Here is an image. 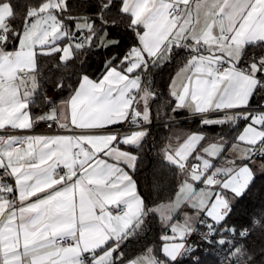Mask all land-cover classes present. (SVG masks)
<instances>
[{
	"label": "snow or ice",
	"instance_id": "1",
	"mask_svg": "<svg viewBox=\"0 0 264 264\" xmlns=\"http://www.w3.org/2000/svg\"><path fill=\"white\" fill-rule=\"evenodd\" d=\"M3 2L4 0H0V3ZM189 3L190 0H170V2L168 0H155L151 7H146L142 0H121L119 11L124 14H130L129 27L136 33L139 43L132 46L125 53L119 65L112 66L108 61L106 63V72L98 82L88 76L81 77L78 87L74 90V94L69 100L73 118L80 116L84 120H103L104 123L100 126H113L131 118L139 126L140 130L129 133L124 137H118L113 134L109 137V140L112 144H116L114 142L119 139L120 144L137 145L148 132L147 128L140 126V122L142 121L144 124L150 123L149 99L154 98L156 93L150 90L149 87L145 88L141 96L145 104L144 111L141 112L138 108H133L134 100L129 97L139 92L143 85L140 74L133 75V73L142 66L146 69L149 61L161 60L165 52L166 56H168L173 45L180 46L181 42L178 41L188 31L189 26L194 23L192 11L187 7ZM248 4L249 0H223V3L219 5L213 2L206 6L204 15L212 17V20L199 37H192V45L189 47L195 50V46L203 42L208 46L211 55L205 56L201 53L190 57L184 68L177 73V77H181L183 74L178 90L176 77L173 78L172 83L169 85V95L175 99V107L172 109L173 113L182 108H194V111L198 113L243 108L249 104L255 89L264 84L257 78L258 72L264 73V56H260L254 62H251L247 69L237 67L244 48L243 37L247 33H253L252 44H255L256 33H260V39L264 41V0H253L251 8L248 7ZM111 5L112 0H104L103 3H99V10L95 17L101 24H109L108 20L104 18L103 12ZM181 5L184 7L182 8ZM8 6L11 8V0H8ZM225 7L230 10L225 12ZM170 8H174L175 11L170 13L168 11ZM245 9H247L246 14H244ZM68 12V0H42L38 7H31L27 11V22H33L32 28H26L25 33L14 32L12 34L13 38L18 37L19 42L16 52L0 55V102L10 104L18 101L13 81L18 78V73L20 72L35 73L39 56H53L59 53L60 61L65 62L73 58L75 50H81L93 45L98 34V28L94 21L90 16H66L65 19L76 21V31L80 33V36L77 37L75 33L68 31V24L65 23V19H61L60 15H58ZM81 19L83 20L82 23L79 22ZM237 20L240 21L238 28L236 27ZM115 23L116 21L114 20L111 24ZM140 25L144 28L142 33L137 31ZM85 30H87V34ZM2 31L3 29H0V32ZM103 32L104 35L100 38L102 41L101 46L107 47L110 44L118 43L115 40H107L106 29ZM225 33H232L231 38L229 39V36ZM189 35L191 36V32H189ZM170 37H172L171 40L169 39ZM61 38L68 39L69 43L61 47L59 45ZM106 40L107 44H104L103 41ZM8 43V33L4 32L3 37L0 38V48H6ZM233 46H238L239 51V55L235 60L232 58ZM217 50L222 54L216 55ZM225 57H227L225 62L228 66L223 68V70H217L215 65L218 61L225 60ZM193 62L197 64L195 69L197 75L185 78L184 73ZM125 64L127 66L121 70V65ZM248 70H250L251 74H249ZM61 86V84H58L57 87ZM38 88L39 83L37 78H35L33 92ZM20 107L28 108L27 98L20 103ZM45 118L54 119L55 117L51 115L41 117L40 120L42 121ZM242 118L251 121L245 127V133L251 129L253 135L246 139L242 133L237 139L251 147L250 153L243 156L250 157L256 146L264 144V113H259L257 116H253L252 113H245ZM28 121L27 127L31 128L30 116ZM226 122V120L205 119L202 124H223ZM254 125H259V128ZM13 126L15 125L13 124ZM201 139L202 137L195 133L189 135L174 151L170 150V145H166L162 150L163 160L176 166L181 171L187 169L185 162L196 148L197 142ZM222 146L211 145L210 147L216 150L210 154L208 149H204V151L208 156H215L218 149ZM261 151L264 152V147H261ZM114 152L116 160L121 161L128 169L135 167L136 154L121 150L117 144ZM197 159H202V157L197 156ZM209 165V159H203V170H201L200 165H193L191 175L181 185L179 195L186 201H192V206L196 207L198 212L205 214L210 222L202 221V223H205L208 232L212 233L214 225L224 221L231 209L223 191L207 192L201 190L199 193L192 191L193 184L201 181ZM3 167V163H0V169ZM221 170L217 169L211 175H208L203 179L202 183L206 186L219 185L222 190L230 191L235 197L241 196L251 181L253 175L251 169L245 165L233 171L229 167L223 169V171L231 173L226 179L219 180L214 178L215 173ZM9 171L13 172L12 178H14L15 183L16 169L10 167ZM94 174L102 177L100 183L108 189L103 195L104 203L101 205L102 209L105 205L123 204L122 212L117 210L116 215H113L111 211L106 213L108 216L106 226L109 232L115 233V236L103 233V230L99 229L97 225H91L87 229L81 228V238L78 240L76 238L74 210L71 205L66 200L56 196L45 198L39 204L30 206L27 210L42 214L39 221L33 220L30 222L32 227H35L40 222L41 226L37 232L38 234L42 233L32 243L38 244L37 251L45 247L52 250L44 252L38 258L33 257V264H82L85 254L91 258L92 264H116L124 256L123 252H119V255H116L120 242L128 237L124 235L123 240H121V235L126 233L133 220H139L141 224L143 222L141 217L147 215L148 212L156 213L160 211L170 221L171 213L180 208L181 200L179 198L174 204L147 208L138 192L135 180L125 171L124 167L116 168L113 166L107 170L96 169ZM75 175V172L71 173L69 179L71 180ZM63 179V177H60L59 181H52L51 184L33 188L23 199L19 195V189L11 184L8 186L7 192L9 194L17 192V199L23 204L24 200H32L31 198L46 192L49 187H54L57 183H63ZM109 181L111 182L109 183ZM2 192H4V189L0 187V193ZM88 204L89 201L85 200L84 207L87 208ZM8 205H11L12 211L8 219L3 224H0V264H22L15 231V201H6L3 211H8ZM20 211H25V209H20ZM2 214L0 212V215ZM57 214L63 215L62 229L58 230L55 226H51V232L45 231L50 225L42 221L44 219H52ZM113 221H116V223L113 224ZM140 224L136 226L138 227ZM21 227L26 228L27 226L22 225ZM225 230L230 233L235 232L234 227L227 225L220 231L223 232ZM98 231L103 236L102 239L95 238ZM177 231L178 229L171 225L173 235L161 236V240L164 241L161 251L170 261H175L185 248L189 247L185 243L176 247L175 250H169V241L186 240V237L191 235L192 232V230L187 233L180 231V234L177 235ZM247 231V229H241L240 233L243 236ZM58 234L62 237L64 235L69 236L73 240V244L63 246L49 240V236L54 237ZM40 241H46L47 243H40ZM109 241H116V243H112V246L107 248L106 252L97 256L96 251L105 247ZM225 242L231 244V241H226L224 237H220L217 240L219 244H224ZM191 248L195 249V247ZM152 251L149 248L146 252L152 253ZM14 253L15 255H13ZM242 255L241 249L235 246L223 256L222 261L227 260L228 264H233L234 259ZM142 262L143 264H164V262L157 261L154 256L150 261L147 254H142L135 260L128 261L127 264H142Z\"/></svg>",
	"mask_w": 264,
	"mask_h": 264
},
{
	"label": "crops",
	"instance_id": "2",
	"mask_svg": "<svg viewBox=\"0 0 264 264\" xmlns=\"http://www.w3.org/2000/svg\"><path fill=\"white\" fill-rule=\"evenodd\" d=\"M142 2L146 7H151L152 3H154L155 0H142ZM168 2H170V0H168ZM213 2H216L219 5L223 3V0H190V3L188 4L187 7L192 11V19L194 23L189 26L188 31H186L184 33V36L181 37L180 41H178L181 42L180 46H187V47L191 46L192 37H199L204 32V30L207 28V24L212 20V17L210 16L206 17L204 15V12L206 6L212 4ZM252 2L253 0H249V4H248L249 8H251ZM229 10L230 9L228 7H225L224 9L225 12H228ZM10 13H11V8H9L8 2L0 3V29H3V31L0 32V34L6 32V28H7L6 18L10 15ZM246 13H247V9H245L244 14ZM79 22L82 23L83 20L81 19ZM239 23L240 21L237 20L236 23L237 28L239 27ZM75 25H76V21H74V29L76 31ZM32 26H33V22H26L21 33H25V29L26 28L31 29ZM138 31L141 33L144 31L142 25L138 27ZM189 32H191V36L189 35ZM85 33L87 34V30H85ZM75 35L79 37L80 33L79 32L77 34L75 33ZM231 36L232 33H230L229 39L231 38ZM252 36L253 33L249 32L245 35V37H243L244 46L247 43L252 42L251 39ZM255 36H256L255 42L261 40L260 33H256ZM63 39L65 41L62 42ZM169 39L171 40L172 37H170ZM18 43L14 49L7 50L4 48H0V55H7V53L9 52L15 53L18 48ZM68 43L69 40L65 38H61V40L59 41V45L61 47H63L65 44ZM195 47L196 49L194 50L193 55H191L190 57L200 55L201 53H203L205 56L211 55L208 46H206L203 42H201L199 45H196ZM232 53H233L232 58L233 60H235L236 57L239 55L238 46H233ZM221 54L222 53H220L219 50L216 51V55H221ZM190 57L188 58V60L190 59ZM166 58L167 56L165 52V54L161 57V60L149 61L147 67L148 66L155 67L161 64ZM226 59L227 57H225V60H221V61L225 62ZM187 61L183 63L174 72L170 80V84H171L173 78L176 77L177 90L179 89V85L183 78V74L181 77H177V73L180 71V69L184 68ZM219 62L220 61H218L217 64L215 65L217 70H218L217 67ZM126 66H127L126 64L123 65L121 67V70ZM227 66H228L227 63L225 62V66L223 68ZM196 67H197L196 62H193V64L189 67V69L184 73L185 78L195 77L197 75L195 71ZM237 67L241 69H247V68H242L239 65H237ZM143 69L145 68L142 66L141 68L137 69L136 72H134L133 74L143 71ZM248 71L249 74H251L250 70ZM105 72L106 70L98 78H92L89 76L88 77L98 82L99 79L102 78ZM29 74L30 75L32 74L30 80L26 79V77L29 76ZM34 76L35 73L32 72L18 73V78L13 81V84L15 85V90L18 95V101L10 104H5L3 102H0V128H28L27 123L29 122L28 121L29 116L31 117V124H33L37 119H39L42 116L54 115L56 117L58 124L68 129H72L73 131L33 134L29 138H27L20 147L17 148H12L11 143L20 137V135L18 134L12 135L9 141L0 142V163H3L4 165V167L0 169V178H2L0 182L6 181L7 183L13 185V187L18 188L21 199L27 196L29 191L33 188H38L45 184H51L52 181H59L60 177L64 178L63 183H57L54 187H49L46 192L40 193L36 197L31 198L32 200H24L23 204L20 202V200L17 199V192H14V196L12 198H7L3 195V193H0V212L3 213L2 215H0V224H3L8 219V216L12 211L11 205H8V211H3L6 201H15V209H16L15 231L17 233V239L19 243V253H20V259L22 260V264H33V260H32L33 257L38 258L44 252H48L52 250L51 248L45 247V248H40L39 251H37L38 244H34L32 243V241L37 240L38 236L42 235V233L38 234L37 232V230L41 226V223L38 222L35 227H32L30 222L33 220L39 221L42 217V214L27 210L30 206L34 204H39L42 200H45V198L48 197L56 196L58 198L66 200L67 203L71 205L72 209L74 210L76 238L78 240L81 238V232H80L81 228L87 229L91 225H97L99 229L103 230V233L115 236V233L109 232V229L106 226V222L108 221V216L106 215V213L111 211L113 215H116L117 212L114 209H112V206L116 207L123 204L105 205L104 208L102 209L101 205L104 203L103 195L104 192L108 191V189L106 188V186L100 183L102 177L94 173L96 169L107 170L113 166L116 168L124 167L125 171H127L129 175H131V177L133 178L131 174L132 169H128L121 161L116 160L114 149L116 148V144H117V146L120 147L121 150L134 153L130 148L137 146L141 142L140 141L137 145H124L119 143V139L116 142H114L116 144H112L109 140V137H111L113 134H115L118 137H124L129 133H132L136 130H140L139 128L130 132L117 134L115 132L106 129L117 126L120 123H117L113 126H100L101 124L104 123L103 120H84L80 116H76L75 118H73L72 111L70 110L69 100L74 94V90L78 87L81 78L76 88L66 99L59 100L56 103H54L52 106H48V108L45 109V111L41 114V116L39 115L33 118L30 114L29 103L32 100V96L34 93L33 92V84L35 82ZM83 76H87V75H83ZM257 78L259 80L258 73H257ZM145 88L147 87L143 84L139 92H136L134 96L130 95L129 97L130 99L134 100L132 107L138 108L139 111L141 112L144 111V107H145L144 101L141 99V96L143 95ZM25 98H27V103H28L27 109L20 107V103L23 102ZM151 99L152 98L149 99V104ZM172 99L174 101V107H175V99L173 97ZM262 105H264V99L262 101ZM182 109L187 113L186 116L179 117L182 119H189L192 117H198V118L202 117L203 120L210 119V120L227 121L238 117L244 120V124L236 134L235 139L230 142H227L223 137H216L213 139L204 138V134L199 131L186 132L179 126L172 127L168 139L166 141V145H170L171 146L170 150L174 151L179 146L180 143H183V141L187 139L189 135L195 133L202 137V139L197 142L196 148L193 150L188 160L185 162L186 168L188 170L187 169L183 170L184 176H186V178L190 177L191 165L193 162H198L202 170L203 159H209L211 165H209L208 171L204 173V176L202 177L201 181H197L193 184L192 191L196 193H199L201 190H205L207 192L223 191L225 198L229 201V207H230L232 202L236 199V197L230 191L222 190L219 185L206 186L205 184L202 183V181L204 178H206L208 175H211L217 169H222L221 171H219V173L222 174V178L220 180H224L231 173L223 171V169L231 167L233 171H236L245 165L251 169V172L253 173L252 175L253 178L255 171L262 167L263 160L260 158L262 154H258V155L252 154L250 157L248 156L243 157L244 155L250 153L251 147L245 142H241L237 139L238 137L241 136L242 133L245 135L246 139L250 138L253 135L251 129L249 130V132L245 133V127L248 124H250L251 121L249 119L242 118L243 114L249 112L236 113V114H232V113L214 114V112H221L224 110H214L204 113H198L194 111V108L193 109L182 108ZM16 113H18V115H16ZM212 113L213 115H210ZM252 114L253 116H257L259 113L255 112ZM179 118L173 117L167 120L173 121ZM9 121H11V123H9ZM13 124L15 126H13ZM148 124L149 125L152 124L151 118H150V123ZM254 126L259 128V125H254ZM214 144L223 145V146L218 149L217 154L215 156H208V154L204 151V149H208V152L210 154L216 150L210 147L211 145ZM262 145L264 147V144ZM73 147H78L80 150V154L78 158H73L71 155V149ZM197 156L202 157V159L198 160ZM36 165L39 166L32 167ZM193 165H197V164L194 163ZM10 167H14L16 169L15 183H14V178H12L13 172L9 171ZM73 172H75L76 175L70 180L69 176ZM110 182L111 181H109V183ZM183 183L184 181H181L175 195L171 199L157 203L154 206L150 207V208H156L157 206L160 205L174 204L178 198L181 200L180 208L171 213L170 221H168L166 215H162L160 211H157L156 213L152 212L155 213L161 221L164 222L166 220L163 223V225L167 226L168 230L164 235L167 234L169 236L173 235V233L171 232V225H174L178 229V232L180 234V231H183L184 233L191 231L196 226V224L199 221H201L202 216L208 220V218L205 216L203 212H198L196 207L192 206L193 204L192 201H186L183 199L182 196L179 195L181 190V185ZM85 200L89 201L87 208L84 207ZM20 209H25V211H20ZM144 217H141V219L143 220ZM63 219L64 218L62 214H57L52 219H44L42 222L50 225V227L46 228L45 231L51 232V226H55L58 230L62 229ZM175 220H177L176 223H173L175 222ZM112 223L115 224L116 221H113ZM137 224H140V221L133 220L132 224L129 226L126 233L121 235V239H123L124 235L130 234L131 230L134 227H137L136 226ZM22 225H26L27 227L22 228L21 227ZM58 236L61 235L58 234L54 237L49 236V240L54 241V239ZM95 238L102 239L103 236L98 231ZM40 243H47V242L40 241ZM112 243H116V241H109L105 247H102L96 251V255L99 256L103 252H106L107 248L112 246ZM168 243L170 246L169 248L170 251L175 250L176 247L182 245L179 239L175 241H169ZM57 244L67 246L73 244V242L57 243ZM147 250L118 264H127L128 261L135 260L137 257H140L142 254H147L149 256L150 261L153 256L156 258L153 252L147 253L146 252ZM162 254L164 255L163 252ZM13 255H15V253ZM84 258L85 259L82 261V264H92L91 258L88 257L87 254H85Z\"/></svg>",
	"mask_w": 264,
	"mask_h": 264
},
{
	"label": "trees",
	"instance_id": "3",
	"mask_svg": "<svg viewBox=\"0 0 264 264\" xmlns=\"http://www.w3.org/2000/svg\"><path fill=\"white\" fill-rule=\"evenodd\" d=\"M4 2H8V0H4ZM41 2L42 0H11V13L6 18L9 43L4 49L10 50L17 46L18 37L13 38L12 34L22 31L27 22V11L31 7H38ZM103 2L104 0H68L69 12L58 14L61 19H65L68 15L73 17L90 16L98 28V34L92 46L75 50L73 58L68 61L61 62L59 53L37 58L35 78L38 80L39 88L33 93L29 103L30 114L33 118L41 116L48 106L66 99L76 88L83 75L92 78L100 77L106 70L108 61L111 65H119L125 53L132 46L138 45L136 33L129 27L130 14L119 11L120 0H112V5L103 12V16L109 24H101L95 17L99 10V3ZM114 20L116 23L111 24ZM74 21L65 19L68 31L77 34L78 32L74 29ZM105 29L107 30V39L118 41V43L110 44L107 47L101 46L100 38L104 35ZM63 41L65 40L63 39ZM193 53L194 50L190 47L173 46L161 64L143 69V84L156 93L149 104L152 124L147 128L148 132L141 142L130 149L137 155L136 165L131 174L147 208L171 199L184 177L183 171L163 160L162 150L165 148L173 126H179L186 132L199 131L204 134V138L223 137L227 142H230L235 139L244 124V120L238 117L227 120L223 124H202L203 119L198 117L158 123L169 118L187 115L183 109H178L173 113L174 101L169 95V84L174 72ZM260 56H264V41L259 40L255 44L247 43L242 49L238 65L248 68L249 64ZM258 77L260 81L264 82V73L258 72ZM58 84L62 86L57 87ZM263 99L264 84L255 89L249 104L262 105ZM260 158L264 162V154ZM230 209L224 221L214 225V231L211 234L217 239L221 234L229 233L226 230L220 231L227 225L234 227L236 233H240L241 229H247L245 235L231 239V244L217 243L216 247H212L202 237L195 235V249L187 256H179L175 261H170L161 251L164 243L161 236L167 232L168 227L163 225L155 213L148 212L140 226L134 227L126 239H121L123 241L120 242L116 255L123 252L124 256L116 264L149 248L153 250L157 261L164 262V264H228V261H222V258L235 246L241 249L243 255L237 256L233 264H264V172L254 174L243 194L232 202ZM202 221L209 222L202 216L201 221L196 224L197 231L209 233L207 225Z\"/></svg>",
	"mask_w": 264,
	"mask_h": 264
},
{
	"label": "built area",
	"instance_id": "4",
	"mask_svg": "<svg viewBox=\"0 0 264 264\" xmlns=\"http://www.w3.org/2000/svg\"><path fill=\"white\" fill-rule=\"evenodd\" d=\"M181 7L183 8L184 6L181 5ZM168 11L171 13V12H174L175 9L174 8H170L168 9ZM3 34L4 33H1L0 34V38L3 37ZM226 35H230V33H225ZM225 66V62L224 61H220L218 63V70H222L223 67ZM138 74H140L141 76V79L143 81V76H144V72L143 71H140V72H137ZM135 73V74H137ZM133 74V75H135ZM244 112H249V113H264V105H248L246 107H243V108H238V109H232V110H224V111H221V112H214V114H220V113H232V114H236V113H244ZM207 115V114H206ZM209 115V114H208ZM210 115H213L210 114ZM42 117H48V116H42ZM55 117V116H54ZM41 118V117H40ZM37 119L33 124H32V127L31 128H0V142L2 141H9L11 139V136L12 135H15V134H18L20 135V137L16 140H14L12 143H11V147L12 148H17V147H20L22 145V143L27 139L29 138L31 135L33 134H37V133H53V132H65V131H68V132H72L73 130L72 129H68L60 124L57 123V120H56V117L54 119H47L45 118L44 120H40ZM182 118H179V119H175L173 121H178ZM172 120H164V121H161V122H158V123H169V122H173ZM140 126L141 127H149L150 125L149 124H144L142 121L140 122ZM139 126L136 125V122H133L131 120V118H129V120H126L122 123H120L119 125L117 126H114V127H111V128H108L106 130H110L112 132H115L117 134H121V133H124V132H130V131H133L135 129H138ZM261 147H263V145H258L254 148L253 150V155H258V154H264V152L261 151ZM250 151H251V148H250ZM79 154H80V150L78 147H73L71 149V155L73 158H78L79 157ZM202 170H203V167H202ZM208 171L205 170V172ZM216 179H221L222 178V174L219 173V172H216L215 173V177ZM10 184L7 183L6 181H1L0 182V187H2L4 189V192L3 195L7 198H12L14 196V192H12L11 194H9L7 192V188ZM112 209H114L116 212L117 210H119L120 212H122L123 210V205H120V206H112ZM195 235H199L200 237H202L205 241H207L208 243H210L212 245V247H216L217 246V240L220 238V237H224L226 239V241H230L231 239L233 238H236V237H240L242 236L241 233H226V234H221L217 239L214 238V236L211 234V233H202L201 231H197V228L196 226L192 229V232H191V235H188L186 237V240H180L181 244H185L188 245L189 247H186L185 250L181 253L180 256H187L188 254H190L193 249L191 247H195L194 245V236ZM54 241L56 243H70V242H73V240L67 236V235H64L63 237L62 236H58L54 239ZM205 251H207V248H205ZM85 259V258H84Z\"/></svg>",
	"mask_w": 264,
	"mask_h": 264
},
{
	"label": "rangeland",
	"instance_id": "5",
	"mask_svg": "<svg viewBox=\"0 0 264 264\" xmlns=\"http://www.w3.org/2000/svg\"><path fill=\"white\" fill-rule=\"evenodd\" d=\"M103 43H107V41H103ZM31 76H32V74H31V75L29 74V76H27L26 79H29V80H30V77H31ZM34 77H35V76H34ZM192 118H194V117H192ZM200 118H202V117H200ZM173 122H174V121H173ZM262 164L264 165V162H263V161H262ZM210 165H211V163H210ZM260 172H264V167H261V168H259L258 170L255 171V173H260ZM184 179L186 180V176H184ZM184 179H183L182 181H185ZM165 221H166V220H165ZM165 221H164V222H165ZM176 221H177V220H175V222H173V223H176ZM164 222L162 221V223H164ZM167 235H168V234H167ZM177 235H179V232H178V231H177Z\"/></svg>",
	"mask_w": 264,
	"mask_h": 264
},
{
	"label": "water",
	"instance_id": "6",
	"mask_svg": "<svg viewBox=\"0 0 264 264\" xmlns=\"http://www.w3.org/2000/svg\"><path fill=\"white\" fill-rule=\"evenodd\" d=\"M194 163H195V164H197V165H199V163H198V162H193V163H192V165H191V169H192V166H193V164H194Z\"/></svg>",
	"mask_w": 264,
	"mask_h": 264
}]
</instances>
